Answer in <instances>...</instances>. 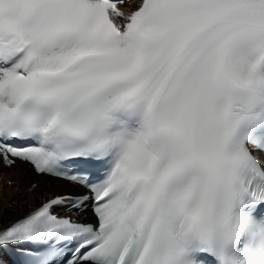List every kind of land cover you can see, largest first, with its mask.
<instances>
[{"label":"snow or ice","instance_id":"obj_1","mask_svg":"<svg viewBox=\"0 0 264 264\" xmlns=\"http://www.w3.org/2000/svg\"><path fill=\"white\" fill-rule=\"evenodd\" d=\"M124 3L0 0V161L82 189L0 264H264V0Z\"/></svg>","mask_w":264,"mask_h":264},{"label":"bare ground","instance_id":"obj_2","mask_svg":"<svg viewBox=\"0 0 264 264\" xmlns=\"http://www.w3.org/2000/svg\"><path fill=\"white\" fill-rule=\"evenodd\" d=\"M135 3L136 0H131L117 7L127 13L135 7ZM33 185L36 187L33 188ZM78 189L67 181L37 174L26 163L18 161L15 166L8 167L0 161V226L10 223L53 195ZM4 258L10 260L6 255Z\"/></svg>","mask_w":264,"mask_h":264}]
</instances>
